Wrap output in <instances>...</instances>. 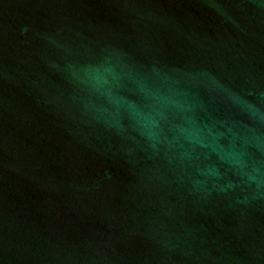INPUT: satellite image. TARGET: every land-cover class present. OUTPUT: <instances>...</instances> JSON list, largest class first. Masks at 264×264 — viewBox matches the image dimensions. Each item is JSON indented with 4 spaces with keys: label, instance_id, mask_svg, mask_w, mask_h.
I'll list each match as a JSON object with an SVG mask.
<instances>
[{
    "label": "water",
    "instance_id": "95a60500",
    "mask_svg": "<svg viewBox=\"0 0 264 264\" xmlns=\"http://www.w3.org/2000/svg\"><path fill=\"white\" fill-rule=\"evenodd\" d=\"M0 264H264V0H0Z\"/></svg>",
    "mask_w": 264,
    "mask_h": 264
}]
</instances>
